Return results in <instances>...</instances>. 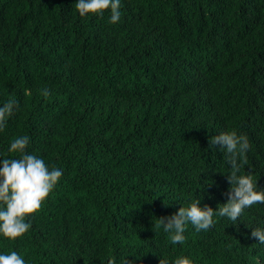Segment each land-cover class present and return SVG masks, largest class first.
I'll use <instances>...</instances> for the list:
<instances>
[{
  "label": "trees",
  "instance_id": "obj_1",
  "mask_svg": "<svg viewBox=\"0 0 264 264\" xmlns=\"http://www.w3.org/2000/svg\"><path fill=\"white\" fill-rule=\"evenodd\" d=\"M120 11L111 22L75 0H0V104L17 102L0 154L18 158L9 143L27 134V151L63 169L0 250L31 264H262L251 233L264 203L235 222L217 213L207 230L189 223L182 244L158 221L197 197L226 202L227 153L209 144L221 131L247 135L241 171L264 187V0H120Z\"/></svg>",
  "mask_w": 264,
  "mask_h": 264
},
{
  "label": "clouds",
  "instance_id": "obj_2",
  "mask_svg": "<svg viewBox=\"0 0 264 264\" xmlns=\"http://www.w3.org/2000/svg\"><path fill=\"white\" fill-rule=\"evenodd\" d=\"M75 6L81 16L88 13L103 15L105 9L111 12V22L118 21L121 16L120 0H75ZM42 91L43 94H48L47 88ZM16 103L14 99H8L0 104V130L4 129ZM29 141L27 134L16 136L10 141L8 152H18V158L0 154V157H3L0 159V237L15 239L25 234L31 227V220L26 219V216L41 207L62 176L61 167H50L42 156L26 150ZM209 144L218 145L223 153H227L230 165L227 171V179L230 182L228 199L213 208L208 204L202 205L200 197H197L170 215L159 216L158 223L168 234L173 245L185 241V229L189 223L196 231L207 230L215 223L214 216L217 213L235 222L245 208L258 202L264 203V187L257 186V177L252 171H241L247 163L246 153L250 147L247 135L233 128L212 136ZM251 234L258 238L260 244H264V226L253 227ZM137 257L140 256L135 254L127 260V264H136ZM107 258V264H117L115 257ZM257 259L261 260L259 257ZM261 261L264 264V260ZM0 264L31 262L16 250H0ZM158 264L197 262L188 254H178L172 258L159 256Z\"/></svg>",
  "mask_w": 264,
  "mask_h": 264
}]
</instances>
